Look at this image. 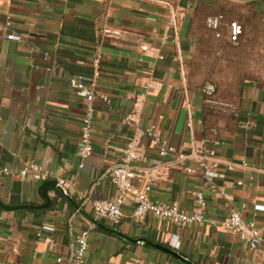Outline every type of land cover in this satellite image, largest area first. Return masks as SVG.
<instances>
[{
    "label": "crops",
    "instance_id": "obj_1",
    "mask_svg": "<svg viewBox=\"0 0 264 264\" xmlns=\"http://www.w3.org/2000/svg\"><path fill=\"white\" fill-rule=\"evenodd\" d=\"M235 4L264 25V0H0V167L11 172L0 173V202L8 207L45 204L39 192L43 182L17 176L34 161L51 173L47 181L64 182L78 206L50 186L46 208H0L1 264H71L75 237L85 230V264H185L97 227L79 212L93 217L92 201L116 197L110 170L121 162L136 125L151 123L171 146L193 154L188 166L197 167L202 146L212 151L224 178L214 179L217 190L212 193L199 171L188 175L184 165L159 157L141 137L147 157L136 164L142 175L136 188L142 190L151 177L150 200L201 213L207 222L172 225L152 215L134 219L128 197L115 230L169 248L192 264H264V61L251 63L255 74L236 93L224 94V86L214 84L220 88L216 99L224 104L214 109L204 102L205 76L195 65L205 19ZM6 17L8 32L19 40L4 37ZM224 29L211 41L239 46L230 43ZM164 33L175 37V44L159 47ZM144 44L158 48L157 54H143ZM97 53L92 153L80 169L77 150L85 101L69 79L92 83ZM144 91L140 113L133 116L137 96ZM195 192L203 193V206ZM231 210L262 229L257 249L249 250L218 224Z\"/></svg>",
    "mask_w": 264,
    "mask_h": 264
},
{
    "label": "built area",
    "instance_id": "obj_2",
    "mask_svg": "<svg viewBox=\"0 0 264 264\" xmlns=\"http://www.w3.org/2000/svg\"><path fill=\"white\" fill-rule=\"evenodd\" d=\"M223 17L215 16L206 19V26L216 31V37H219V30L222 24ZM10 25V18L6 17V22L2 26L4 37L8 40H19V36L8 32ZM169 26L173 25V19L170 20ZM228 39L233 44H236L239 36L242 33L240 24L233 21L227 25ZM175 37L164 33L159 41V47H166L175 44ZM140 51L143 54L152 53L157 54L158 48H153L147 44L140 46ZM158 58H161L158 56ZM100 55L97 53L92 61L93 81L90 84L85 83L78 77L69 79V86L71 89L85 101L84 115L80 125V138L77 150L79 158V168L85 166L86 161L92 153V128L94 119V100L96 98L95 87L99 79ZM147 90V87H144ZM201 92L204 96V102L209 106L224 105L215 99L216 87L212 83H206ZM146 92L140 93L134 104L133 116H138L140 113L138 102L144 99ZM104 102L108 99L101 96ZM141 137L147 138L157 155L161 158H172L175 164L184 165V171L188 174H195L200 172L203 180L208 184L210 191L216 192V187L213 184L214 179L224 178L218 169V163L215 161L214 153L205 150L204 146L199 148V153L203 154L197 161V167L186 165V161L192 158L193 154L185 155L171 146L167 138L164 136L161 129L155 124L151 123L142 128L136 125L134 137L128 141L123 149L121 162L112 167L109 176L111 183L116 189L117 195L110 200H94L91 202V209L93 217L96 220H105L112 224H119L123 217V206L128 197H131L134 209L133 218L140 219L145 215H152L153 217L168 222L172 225H190V224H204L207 222L206 217L201 213H186L177 208L175 205L166 204L162 202L152 201L148 197L151 190L152 178L148 177L146 185L142 190H138L135 186L137 179L142 175L137 169L136 164L140 161L146 160L145 146L140 141ZM0 173L3 175H10L11 172L7 168L0 167ZM21 179H30L36 183H42L50 179L51 173L44 171L37 163L30 161L20 170L17 175ZM63 181H58V185L62 186ZM237 185H242L238 182ZM220 195L226 198V193L221 192ZM195 199L203 206V193L195 192ZM209 224L215 225V221H208ZM218 224L228 229L239 241L245 243L249 250L257 249L262 241V229H259L254 221L246 220L238 210H231L228 215ZM89 232L87 230L81 231L77 234L74 240V249L71 255V264H85V253L88 249ZM62 259L58 258L57 263H61ZM1 264V263H0Z\"/></svg>",
    "mask_w": 264,
    "mask_h": 264
},
{
    "label": "rangeland",
    "instance_id": "obj_3",
    "mask_svg": "<svg viewBox=\"0 0 264 264\" xmlns=\"http://www.w3.org/2000/svg\"><path fill=\"white\" fill-rule=\"evenodd\" d=\"M228 10L235 20L247 18L242 36L245 40L234 47L224 44V41L216 43L211 39L205 43L200 42L197 47V60L205 82L216 86L223 85V93L230 95L239 90L245 79H250L255 74L249 69L251 63L264 61V25L258 23L254 16L244 13L236 4L229 6ZM259 48L262 51L257 56Z\"/></svg>",
    "mask_w": 264,
    "mask_h": 264
},
{
    "label": "water",
    "instance_id": "obj_4",
    "mask_svg": "<svg viewBox=\"0 0 264 264\" xmlns=\"http://www.w3.org/2000/svg\"><path fill=\"white\" fill-rule=\"evenodd\" d=\"M52 186L54 187L59 193H61L72 205L74 208L78 209V206L74 203V201L67 195V192L65 191V189L58 185L57 181H45L41 184L40 186V195L41 197L45 200V204L42 205H38V206H34V205H24V206H19V207H8L3 205L0 202V208L5 209V210H14V209H42V208H46L50 205V198L48 197L47 193H48V188ZM79 212L93 225L97 226V227H101L103 229H105L106 231L113 233L119 237H121L122 239L133 243V244H140V245H146L149 247H152L154 249H156L157 251L163 252V253H167L169 254L171 257H173L174 259L181 261L182 263L185 264H192L184 255L177 253L175 251L170 250L169 248L163 247L161 245H157L155 243H152L144 238H139V239H130L128 237H126L125 235H123L121 232L116 231L115 229H112L110 227L105 226L104 224H102L99 220H96L95 218L87 215L86 213H84L82 210H79Z\"/></svg>",
    "mask_w": 264,
    "mask_h": 264
},
{
    "label": "trees",
    "instance_id": "obj_5",
    "mask_svg": "<svg viewBox=\"0 0 264 264\" xmlns=\"http://www.w3.org/2000/svg\"><path fill=\"white\" fill-rule=\"evenodd\" d=\"M249 15H252L254 16V18L256 19L257 18V15L255 14H249ZM215 16H222L223 17V20H222V24L220 26V30L222 29V27H224L226 29L227 25L232 22V21H237L238 24H240L241 28H242V33L241 35L239 36L238 38V41L236 44L234 45H239L240 44V38L243 36V33H244V27H245V22H246V19L245 18H240L238 20H235L234 18H232V13L226 9V10H222L221 12L219 11L218 14H214V15H211L210 17H215ZM207 19V18H206ZM205 19V20H206ZM226 26V27H225ZM224 29V30H225ZM220 30H219V33H220ZM217 32L216 31H213L211 29H208L207 26H206V21L204 23V25H202L200 27V30H199V38H200V41L199 43H205L207 42L208 39H211L212 37L215 38V34ZM226 34L228 36V29L226 30ZM232 43V42H230ZM233 44V43H232ZM198 64V62H195V65ZM99 78H100V71H99ZM99 81V80H98ZM97 81V82H98ZM213 84V83H212ZM216 87V86H215ZM216 93H217V89H216ZM216 93H215V99H216ZM217 100V99H216ZM209 109H214L215 107L214 106H209L207 105ZM102 223L106 224L107 226L111 227V228H114V229H118V224H112V223H109L108 221H105V220H101Z\"/></svg>",
    "mask_w": 264,
    "mask_h": 264
}]
</instances>
